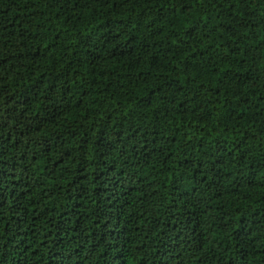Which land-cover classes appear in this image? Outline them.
<instances>
[{
	"label": "trees",
	"instance_id": "obj_1",
	"mask_svg": "<svg viewBox=\"0 0 264 264\" xmlns=\"http://www.w3.org/2000/svg\"><path fill=\"white\" fill-rule=\"evenodd\" d=\"M0 264H264V0H0Z\"/></svg>",
	"mask_w": 264,
	"mask_h": 264
},
{
	"label": "snow or ice",
	"instance_id": "obj_2",
	"mask_svg": "<svg viewBox=\"0 0 264 264\" xmlns=\"http://www.w3.org/2000/svg\"><path fill=\"white\" fill-rule=\"evenodd\" d=\"M194 2H195V0H194Z\"/></svg>",
	"mask_w": 264,
	"mask_h": 264
}]
</instances>
